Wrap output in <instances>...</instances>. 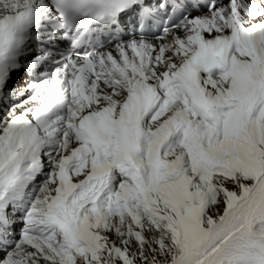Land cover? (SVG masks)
Here are the masks:
<instances>
[{
	"label": "snow or ice",
	"instance_id": "snow-or-ice-1",
	"mask_svg": "<svg viewBox=\"0 0 264 264\" xmlns=\"http://www.w3.org/2000/svg\"><path fill=\"white\" fill-rule=\"evenodd\" d=\"M0 264H264V0H0Z\"/></svg>",
	"mask_w": 264,
	"mask_h": 264
}]
</instances>
